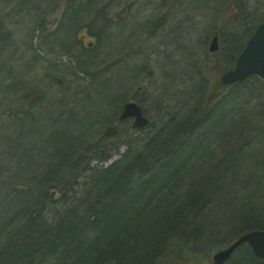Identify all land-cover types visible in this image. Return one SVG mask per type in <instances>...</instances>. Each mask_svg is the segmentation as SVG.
Returning a JSON list of instances; mask_svg holds the SVG:
<instances>
[{
    "label": "trees",
    "instance_id": "16d2710c",
    "mask_svg": "<svg viewBox=\"0 0 264 264\" xmlns=\"http://www.w3.org/2000/svg\"><path fill=\"white\" fill-rule=\"evenodd\" d=\"M5 1L8 3L9 0ZM16 1L18 0H15V3ZM69 1L76 4H69L64 13L66 23L61 24L54 33L64 32L67 39L61 44L65 47L73 46L77 50V62L81 63L79 73L83 78L80 79L78 73L76 76L73 73L70 77L78 78L75 80L78 89L83 88L82 80L88 77L97 82L98 88V76H104L101 72H93L89 66L84 67L87 63L85 54L88 50L96 52L100 45L104 44L102 52L110 61V68L117 64V70L109 75L112 85L108 87L111 88V92L102 95L99 93L98 103L100 98L104 99V103L102 105L101 102L100 111L99 106L97 107L95 115L88 116L79 111L82 104L89 101L87 99L79 107H75V111L69 107L64 108L50 120L42 119L37 125L31 120L32 117L30 119L27 117L33 104L27 102L26 90L17 92L14 82L7 85L3 83L5 87L10 88V92L16 91L20 94L17 102L13 104L16 107L6 108L7 110L2 113L4 119L5 115L20 111L19 113L23 115L21 120H25V124L28 123L26 128L32 129L31 135L34 132L32 136L39 145L33 143L27 148L18 149L16 144L21 141L19 134H22V130L6 127L12 126L8 120L2 123L1 128L6 130L7 136L0 135V154L6 156L9 151L17 149L19 160L17 159L18 162L14 165L15 169H12L13 176H9L11 170L5 172L6 167L0 164V187L5 192L15 195L21 206L9 217V222L3 228L4 231H9V239L13 240L15 248L0 250V264H106L112 258L114 264H177V262L179 264V260H185L186 264H211L212 257L204 253L203 246L209 244L212 248L217 244L229 243L240 236L233 235L243 230L264 228L263 164L259 165H262L261 170L257 171L259 173L257 179L261 183L258 185L263 191L258 193L245 187L248 182L251 184L256 180L254 175L250 176L255 171L252 168L254 166L250 167L248 164L250 161L248 152L253 150L254 145L264 148V123L262 128L257 126V122L253 123L256 119H262L264 115H257L244 101H237L246 93L237 94L238 98L235 94L249 81L248 78L233 85L236 91L234 94H225L223 97L217 96L218 92L215 93L217 90L209 92L204 89L205 87L200 89L202 84L204 85L203 78L200 79L198 93L190 96L189 93H193L192 89L195 88L190 89L189 86L188 91L185 88L186 92L179 95V90L176 91V85L173 84L175 77L172 78L167 91L161 89V95L168 96L166 106L159 108L162 111L159 114L162 120L159 118L156 123L150 121L140 137L134 136L137 133L128 126L127 137L131 146L127 151L107 167L90 165L91 158L88 159L87 156L91 157L95 149L100 147L92 141L96 138L93 137L94 133L103 132V126L109 119L115 117L120 108V99L135 91L137 87L138 91H143L145 81L137 82V79L139 80L137 74L126 70L134 67L129 61L135 55L130 53L139 52H131L133 48L129 47L134 43L129 44V38L121 33L122 28L116 33H111L112 36L108 33L110 37L107 39L94 30L98 38L96 44L92 48L81 45L82 41L76 38L81 22L77 20L78 14L74 7L82 5L85 0ZM90 1L97 3V0ZM212 2L218 3L219 0ZM199 6L203 8V5ZM3 8L0 7V16L6 15ZM12 8L10 14L20 15L18 6ZM207 8L209 9L208 6ZM96 12L97 10L86 17L96 19ZM257 13L250 17H239V14H235L232 24L226 22L227 28H244L241 29L242 32L240 30L227 34L224 53L228 60L236 62L248 36L260 22L264 21V10ZM10 18L11 24L15 25L13 17ZM39 27L41 26L38 25L39 31L45 30ZM4 29L7 28L4 25L2 27L0 22V75L7 73L10 78L11 73L8 71L12 69L11 61L16 68L29 63L26 61L27 58L22 59L15 54L17 45L14 41L11 44L6 42V38L9 37L2 40ZM221 32V28L210 29L208 37ZM109 52L111 54L107 56ZM100 60L96 62L99 63ZM60 68L57 66L51 72L47 70L46 75L52 76ZM2 69L5 71H1ZM138 69L140 66L135 68V72ZM119 70L121 73L125 71L126 78L114 87L113 83L117 81ZM140 75L150 77L146 69L140 70ZM171 76L173 72L167 75ZM48 79L50 80V77ZM64 79L67 82V77ZM105 83H108L106 79ZM176 95L189 96L184 105L194 104L193 108L181 113L176 106L171 105ZM62 97H65L63 101L66 104L67 96ZM10 101L9 103L12 102ZM2 108L3 105L0 106V112ZM45 111L47 112L46 108L42 110L43 116H49ZM82 115H85V118L79 120L80 117L83 118ZM128 122L127 119L122 121L124 125H128ZM83 123L88 124L83 128L78 126ZM77 129L79 130L76 133ZM253 133L257 134L254 136ZM204 143L205 148H198ZM102 152L107 153L106 147ZM39 156L40 158L36 159ZM109 157V154L98 156L100 160H107ZM20 160L25 163H20ZM39 170H44L45 173ZM60 170H65L61 178L57 176ZM87 171L91 172L87 176V182L92 179L94 183L87 196L76 199L80 204L70 205L69 201L65 204V209L57 208L61 201L67 199L68 191L65 188L70 186L69 190H75L78 177L85 179ZM240 173L245 175L243 185L232 186L233 183L230 182L233 180L237 182ZM247 174H250V177H246ZM8 176L11 180H8L6 185L3 181ZM218 195L222 201L229 197L228 204L224 203L223 208H219L218 202L221 200L215 197ZM212 210L223 213L222 226L226 228V232L222 234L218 232L217 237L215 235L205 237L209 234L208 228L212 227L209 221L207 222ZM77 228L86 230L84 233L86 241L65 247V244L71 243L68 241L71 240V236L73 237L72 230ZM228 236L229 239L223 242L222 240ZM195 245L201 248L197 249ZM186 250L192 255L188 256ZM51 259L53 260L50 261ZM226 264H262V261L253 254L248 245H242Z\"/></svg>",
    "mask_w": 264,
    "mask_h": 264
},
{
    "label": "rangeland",
    "instance_id": "374dc122",
    "mask_svg": "<svg viewBox=\"0 0 264 264\" xmlns=\"http://www.w3.org/2000/svg\"><path fill=\"white\" fill-rule=\"evenodd\" d=\"M2 1H0V7H4L3 10H5L6 15L3 14L0 16V22L2 27L4 25V27L7 28L4 29L5 32L2 40L5 37H9L6 38V42L11 44L14 41L17 45L14 50L15 54L19 55L22 59L27 58L26 61L29 64H22L19 68H16V65H14L11 61L12 69L8 71V73H11V77L9 78V74L7 76L3 74L2 76L0 75V77H2L0 78L2 82V84H0V87H2L0 90V106H4L0 112V135L5 137L7 136L5 135L6 130L1 128V125L6 120L10 121L12 126L10 127L7 125L6 127H13L15 130H22V134H19L21 141H19L16 145L18 146V149H24L30 144L35 143L37 146L39 144L37 143L35 137L32 136L34 135V132L31 135L32 129L29 130L26 128L28 127V123L25 124V120H21L23 115L11 112L10 114L5 115L6 119H4L5 117L2 115L5 110L15 107L13 104L17 102L18 97L20 96V94H17L16 91L19 92L23 89L26 90V96L28 97L27 102L29 101L33 104L31 113L27 117L28 119L32 117L31 120L35 121L36 125L37 122L42 119L50 120L51 117L58 114V112L62 111L64 108L72 107V111H75V107H79V105L87 99L89 101L84 102L79 108V111L86 113L88 116H93L95 115L97 107L99 106L98 110L100 111L104 103V99L101 98L99 100L100 103H98L99 95L105 94V92H111L110 87L112 83L109 80V75L117 70V64H115L116 67H114V65L110 68V61L106 59L104 52H102L104 44H101L96 52H94V50H88L87 54H85L87 63H85L84 67L89 66L88 68H90L93 72H101L104 74L108 83H105L104 76H98L97 81L99 86L97 88V82L95 83L94 79L88 77L87 79L82 80L83 88L78 89L79 92L77 93L80 94V99L77 101H70L71 98L67 96L68 99L65 104L63 101L65 100V97H62L64 95H68L63 94L65 84H68L69 88L66 90L67 93H70L74 89L71 88L69 82V77L72 76V72L74 73V76L78 73L80 79L83 78V75L79 73V65L81 63L79 64L77 62V50L73 46L65 47V45L61 44V42L64 43L67 39L64 32L59 34H55L54 32L61 24L64 25L66 23L64 13L69 4L75 5L76 3H70L69 0H18L16 3L15 0H9L8 3L5 0ZM199 4L203 5L202 9L204 11L201 9ZM13 6L19 7L17 10L20 15L10 14L13 10ZM220 6L222 7L220 8ZM74 8L78 14V16L76 15L78 22H81L78 25L79 29L76 36L80 39V41H82V46L84 45L86 47L89 42H96L98 40L97 36L94 34V30L100 33L102 37L105 36L107 39L110 37L109 35L111 33H116L120 30V28H122L123 31L121 32L122 35L129 38V44L134 43V45L129 48H133V51L131 52H139V54L130 53L131 55H135L129 61V64L134 67L126 70L137 74L139 77L137 82L141 81L142 83V81H145V89L143 91H138L137 87L135 91H131L129 93L134 94L133 99L136 98L141 100L140 102L144 112L150 118L151 122L156 123L159 118L162 120V117L159 116L162 111L161 109L159 110L158 107H152V101H155V99H151V97L160 94L161 89L167 91L168 84L171 83V79L174 77L175 79H173V84L176 85V91L179 90V95L188 91L189 86L190 89L195 88L192 89L193 93H189L190 96L198 93V87L201 86V78H203L204 85L202 84L200 89L205 87L204 89L209 92L210 90H217L215 92L216 94L218 92L217 96L219 95L221 97L222 95L225 96V94H234L236 92L234 91L233 86H224V88L220 86L222 84L220 80L221 74L228 68H232L234 65V61L228 60L224 53V42H227L225 40L228 38L227 34L229 32L244 29L226 27V22L233 21V19L229 16V11L236 10L233 6V0H219L218 3L212 2V0H97V3L85 0L82 5L79 4V6H75ZM96 10V19L92 20L91 18L86 17V15L90 16ZM258 10H264V0H245L243 12H239L237 14H239V17H250L254 16L257 12L259 13L260 11ZM8 15L13 17L15 25L11 24L12 21L9 20L11 18L10 16L8 17ZM81 16L83 18L82 20ZM42 18H47V21L51 22L52 26L47 33L38 30V25ZM217 28H221L222 30L220 50L217 53L212 54L208 50L212 39L211 35L208 37V31L210 29L215 30ZM108 33L109 35H107ZM110 54V52L107 53V56ZM102 56L105 58L102 59ZM96 60H100L99 63H97ZM125 63L126 62H124V64ZM5 65L6 64H4V66ZM57 66H60L61 68L57 69V72L55 71L56 73L52 74V76L46 75L47 70L51 72V70ZM139 66L140 69L135 72V68H139ZM143 69L148 71L150 77L140 75V70ZM170 72H173V76L167 77ZM117 75V81L115 84L113 83L114 87L120 84L122 79L126 78L125 71L124 73H121L119 70ZM64 76L67 77V82L65 81ZM49 77L50 80L48 79ZM70 79L75 82L78 78L73 79V77H70ZM248 79L249 81H247L242 88H239V92L235 93L236 95L246 93V95L241 98H238L237 95V101H244L245 105L250 108L252 107L257 115H264V83L255 76H251ZM10 82H14L16 91L10 92V88L3 85V83L7 85ZM185 88L187 89L186 91ZM95 89L97 90L95 91ZM217 96L214 95V97ZM57 97L62 98L58 101ZM188 97L189 96L187 95H176L175 101L171 105L176 106V109H178L181 113L185 110L188 111L192 106H194V104L191 106L190 104H187V106L186 104L184 105V102L188 101ZM193 99L195 98H192V100ZM9 101L11 103H9ZM25 103L26 101L24 104ZM45 108L47 110V112H45L47 115L49 114L47 117H44L42 112ZM17 115H19V118ZM82 117L83 118L80 117L79 120H83L85 115H82ZM255 122L258 123V127L262 128L264 117L260 120L256 119L253 123ZM87 124L88 123H83L79 126L83 128V126L85 127ZM159 125H161V122H159ZM121 126L122 127H115L113 130L108 131V134L105 133L106 136L105 134L102 135L94 133L93 137L96 138L92 141L95 142V144L97 143V146L100 145L99 148L95 149L96 151L94 152V155L98 157L99 155H105L108 153L112 157L108 162H97L96 159L91 160L90 165L92 167H100L102 165L103 167L107 166L111 162L120 158L121 155L131 146L129 144L130 139L127 137V128L128 126L133 128V121L130 120L128 125L122 124ZM40 127L41 126L39 125V128ZM78 130L79 129L76 130V133ZM29 133L30 135H28ZM135 133L137 134L134 136L140 137L139 135L143 134V130L140 129L139 132L135 131ZM257 133L261 134V132ZM257 133H255V135ZM254 146L253 150L248 152V155H250V161H248V164H250V167L254 166L252 168L255 172H252V175H249H254L253 177L256 180L251 182V184L248 182L245 187H249L252 191H257L259 193L263 191V188L258 185L261 183L257 179L259 177V173L257 171L261 170L260 168L262 165L259 166L260 164L264 165V148L261 146ZM94 147H96V145H94ZM105 147L107 153L104 154L102 150ZM205 147L206 143L198 146V148ZM17 151V149L9 151L6 156H2L0 154V164H2L3 167H6L5 172H9L10 170L12 172L9 176H13L14 172L12 169H15L14 165L18 162L17 159L19 160ZM253 156L254 158H251ZM39 158L40 156L36 157V159ZM20 163L25 162L21 161ZM25 170L27 171V169ZM39 171L43 174L45 173L44 170ZM64 171L65 170L58 171L57 176L60 178L63 177ZM5 172L3 171V173ZM89 174H91V172L87 171L85 179L83 177H78V179L76 178L78 184H75V190H69L70 186L65 188L66 191H68L67 199L61 201L57 208H66V201H70V205H75V203L80 204V202L76 201V199L87 196V192L94 186L93 181H91L92 179L87 182V176ZM249 175L247 174L246 177ZM9 176L3 181L4 184L9 182L8 180H11ZM77 176L78 173L76 174V177ZM238 176L239 178L236 180L237 182H234V180L230 182V184L233 183L232 186L243 185L245 175L240 173ZM33 185L35 186L36 183ZM11 194L12 193L5 192L3 188L0 187V250H14L15 248L12 244L13 240L11 238L9 239V231H4L3 229L9 222V217L21 206L19 199L15 195ZM227 199L229 200V197ZM221 203H224V201ZM222 215V212L218 213L215 210L211 211L207 222L209 221L212 227L208 228L207 232L209 234L206 235H215L217 237L218 232L219 234L226 232V228L222 226V221L224 220L222 219ZM2 223L3 226L1 227ZM78 228L76 229L77 231L75 229L72 230L75 236L72 234L73 237L71 236L70 238L72 241H68L71 243L65 244V247L72 244L79 245L78 243L86 241V239H84V233L86 230ZM213 228H216V230H213ZM225 240L226 239H223L222 241L224 242ZM8 243H10V246ZM187 255L190 256L192 253L187 252ZM52 260L53 259L50 261ZM179 264H186V261L179 260Z\"/></svg>",
    "mask_w": 264,
    "mask_h": 264
},
{
    "label": "water",
    "instance_id": "95a60500",
    "mask_svg": "<svg viewBox=\"0 0 264 264\" xmlns=\"http://www.w3.org/2000/svg\"><path fill=\"white\" fill-rule=\"evenodd\" d=\"M234 4L238 9H241L243 0H234ZM219 47V37L216 35L209 45V50L215 52ZM251 74H257L264 79V22L257 27L254 35L249 39L246 48L237 59L235 68L225 72L222 75V80L226 84H231L245 80ZM133 116L135 117V126L137 128L145 127L149 121L144 116L138 103L129 102L125 106L122 117L125 119ZM245 241H248L252 245L254 252L264 259V230H254L243 235L228 248L217 252L214 256L215 262L218 264L224 263L229 259L236 247Z\"/></svg>",
    "mask_w": 264,
    "mask_h": 264
},
{
    "label": "bare ground",
    "instance_id": "6f19581e",
    "mask_svg": "<svg viewBox=\"0 0 264 264\" xmlns=\"http://www.w3.org/2000/svg\"><path fill=\"white\" fill-rule=\"evenodd\" d=\"M39 26H41V27H39V28H45V30H43V32L44 33H47V32H49V30H50V28H51V22L50 21H47V18H42L41 20H40V23H39ZM77 35V34H76ZM76 38H77V36H76ZM78 39V38H77ZM1 71H5V69H2ZM72 74H73V72H72ZM3 75H5V76H7L8 74L7 73H5V74H3ZM73 79H76V78H73ZM69 82H70V86H71V88H74L70 93H67L66 92V90L67 89H69L68 88V84H65V89L63 90V94H68V95H64V96H68V97H70L71 99L70 100H75V101H77V100H79L80 99V94L79 93H77V92H79L78 91V86H77V83L76 82H74L73 80H71L70 79V77H69ZM166 93V92H165ZM162 93H160V95L158 94V95H156V96H158V97H156V96H152L151 97V99L153 98V99H155V101H153V103H152V107H154V108H156V107H158V108H163V106H166L165 104H166V102H167V95H161ZM133 95L134 94H127L124 98H121L120 99V108L118 109V111L116 112V115H115V117L114 118H111V119H109L108 121H107V123L103 126V132L101 133L102 135H104L105 133L106 134H108V131H111V130H113L115 127L116 128H118V127H122L121 125L123 124L122 123V121H123V117H122V114H123V111H124V109H125V106H126V104L127 103H129V102H136V103H139V104H141V100L140 99H133ZM58 98V97H57ZM60 99L58 98V101H59ZM16 107V106H15ZM70 109H72V107H69ZM22 111V110H21ZM23 111H25V110H23ZM20 112V111H19ZM18 111L16 112L17 114H20ZM166 111H163V113H165ZM45 113V112H44ZM44 115H46V114H44ZM19 115H17V117H18ZM80 125V124H79ZM78 125V126H79ZM120 129V128H119ZM145 130V129H144ZM143 130V131H144ZM108 154V153H107ZM110 155V154H109ZM112 156L110 155V157H109V159H107V160H100L96 155H91V157H90V155H88L87 156V158L88 159H90V160H94V159H96V161L98 162V161H100V162H108L109 160H110V158H111ZM114 162V161H113ZM113 162H111V163H113ZM110 163V164H111ZM110 164H108L107 166H109ZM103 166V165H102ZM107 166H105V167H107ZM161 174V173H160ZM159 174V175H160ZM216 198H218V199H220L221 201H222V199H221V197L218 195V196H215ZM221 201L220 202H218V203H220L219 205V208H223L224 206H225V204L227 203L228 204V200L227 199H225L224 200V203H222L221 204ZM69 201H67L66 203H68ZM254 230H264V228H261V229H253V230H250V231H247V230H243L242 232H240L239 234H235V235H233V237H235V236H238V235H240V236H238V237H236L234 240H232V242H229V243H221V244H217V245H215V247H210V245L208 244L207 246H203L204 247V253H208V254H210L211 255V257H212V263L211 264H218V263H216L215 262V259H214V256H215V254L217 253V252H219V251H221V250H224V249H226V248H228L229 246H231L232 244H234L237 240H239L243 235H245V234H247V233H249V232H252V231H254ZM205 237H207V235L205 236ZM208 237H210V235L208 236ZM229 237L230 236H228L227 237V239L226 240H228L229 239ZM242 245H248L250 248H251V250H252V252H253V254L256 256V257H258L259 259H261V261H262V264H263V258L262 257H260V256H258L255 252H254V249H253V247H252V245L248 242V241H245V242H243V243H241V244H239L237 247H236V249L233 251V253L231 254V256L229 257V259H227L224 263H222V264H226L227 262H229L230 261V259L236 254V252L238 251V249H239V247L240 246H242ZM196 246L197 245H195V248H196ZM198 248H201V247H199V246H197V249ZM202 250V249H201ZM216 250V251H215ZM197 252H198V250H196ZM187 252H189V250H186V253ZM112 259H114V258H112ZM111 259V261L110 260H108V262L106 263V264H110V263H112V264H114V261Z\"/></svg>",
    "mask_w": 264,
    "mask_h": 264
},
{
    "label": "flooded vegetation",
    "instance_id": "af4514ba",
    "mask_svg": "<svg viewBox=\"0 0 264 264\" xmlns=\"http://www.w3.org/2000/svg\"><path fill=\"white\" fill-rule=\"evenodd\" d=\"M90 43L92 44L93 42H90ZM93 44H94V43H93ZM127 120H128V121H130V120L133 121V118H131V119H127Z\"/></svg>",
    "mask_w": 264,
    "mask_h": 264
}]
</instances>
